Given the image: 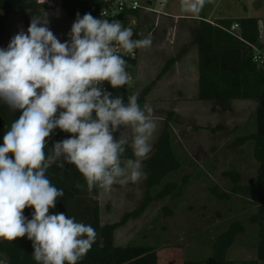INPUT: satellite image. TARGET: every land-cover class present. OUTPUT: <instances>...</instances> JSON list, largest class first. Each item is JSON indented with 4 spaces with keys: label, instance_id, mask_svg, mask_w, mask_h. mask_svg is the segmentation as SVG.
<instances>
[{
    "label": "clouds",
    "instance_id": "obj_1",
    "mask_svg": "<svg viewBox=\"0 0 264 264\" xmlns=\"http://www.w3.org/2000/svg\"><path fill=\"white\" fill-rule=\"evenodd\" d=\"M205 3L181 0V10L198 17ZM48 25L43 10L32 16L27 33L19 31L0 49V101L21 110L0 146V239L26 235L40 264H77L98 233L64 213L49 214L64 192L45 173L53 164L61 169L74 165L89 192L146 179L142 164L157 128L153 109L148 103L141 108L136 94L127 103L122 96L112 97L102 84L116 89L128 83L127 61L116 45L134 54V49L150 47L152 38L133 40L121 21L90 13H77L70 39L63 43ZM58 109L63 111L57 116ZM121 126H130L131 136L121 134ZM57 128L73 135L55 142L46 158V138ZM118 131L121 135L114 138ZM129 143L134 159L124 158ZM26 207L34 209L31 220L23 215Z\"/></svg>",
    "mask_w": 264,
    "mask_h": 264
},
{
    "label": "rangeland",
    "instance_id": "obj_2",
    "mask_svg": "<svg viewBox=\"0 0 264 264\" xmlns=\"http://www.w3.org/2000/svg\"><path fill=\"white\" fill-rule=\"evenodd\" d=\"M164 1L167 2L165 11L168 15L142 14L143 18L138 26L139 39L151 36L152 44L148 48H138L137 65L128 73L127 85L135 92H139L154 80L168 59L174 58L175 64L190 49L188 44L192 30L190 32L187 28L182 29L183 33L179 37L181 29L179 23L177 26L175 24L181 0ZM54 3V6L45 7L43 10L48 13L50 30L63 43L70 39L68 33L74 21L67 16L59 2L55 0ZM208 3L209 6L206 2L201 11L206 13V18L210 21L221 16H257L260 40L264 44V0H208ZM31 19L27 11L8 12L4 34L0 37V49H6L11 38L19 31L27 33ZM197 21L198 19L195 23ZM180 38L182 40H179ZM183 47L185 51L181 52ZM255 53H258V50H255ZM260 54L264 55V47ZM148 55L152 56L150 61H147ZM144 57L145 64H151L152 75L145 72L148 67L143 68ZM185 63L188 66V74H191L190 66H194V56L190 54L186 56ZM175 70L176 68H173L171 72L172 77ZM172 77L166 83L160 84L156 81L159 94L147 96V103L153 109L152 119L157 125L150 141L152 151L149 155L152 154L154 143L162 130L165 112L174 110L180 123L171 122L172 143L181 167L169 174L167 180L182 183L184 175L189 176L188 180L180 196L154 200L136 222L122 228L123 240L114 238L113 243L126 244L128 239L130 243L145 241L155 244L159 246L158 264H182L185 257L200 259L210 255L211 239L215 237V233L224 230L228 223L238 219L242 221L247 231L234 242L227 252V258L229 260L254 258L256 231L254 226L249 224L248 217L255 211V203L248 201L249 204L246 205L244 201L248 200V196L231 193L233 182L227 173L238 172L239 184L249 187L251 197L254 190L252 181L256 171L252 153L247 146H235L234 139L244 132L240 127L250 116L256 101L233 100L228 109L224 110L212 102L172 98L175 94L168 92V85H174L173 83L182 84L183 87L190 85L189 76L185 83H180ZM216 124L223 125L225 130L212 131ZM120 131L123 135L132 134L130 126H121ZM142 171L144 172L143 166ZM214 185L229 197L223 200L215 198L208 191V188ZM157 191L158 188L151 190L152 194ZM143 193V179L135 183L131 181L124 184L116 183L110 191L100 188L98 201L102 224L118 221L123 213L136 208ZM165 208L171 210V213L167 214ZM208 238L210 241L205 243ZM2 261H7L4 255Z\"/></svg>",
    "mask_w": 264,
    "mask_h": 264
},
{
    "label": "trees",
    "instance_id": "obj_3",
    "mask_svg": "<svg viewBox=\"0 0 264 264\" xmlns=\"http://www.w3.org/2000/svg\"><path fill=\"white\" fill-rule=\"evenodd\" d=\"M55 1V0H53ZM59 2L69 18L76 20L77 13L82 17L90 13L98 18V12L102 0H56ZM45 4L36 0H0V37L4 34L8 20V12L27 11L29 16H39ZM199 19L192 30L191 44L197 47V70L198 90L197 99L204 102H212L222 109H228L233 100L256 101L254 110L251 112L244 125L240 127L243 133L236 136L234 145L237 147L247 146L252 153L256 167L252 181L253 194L250 197L248 186L240 185V174L230 171L227 174L233 182L231 193H242L248 196L245 204L255 203V211L249 217V224L254 226L255 247L254 258L228 259L227 252L234 242L247 231L241 220H233L228 223L224 230L216 232L211 239V253L205 258L183 259V264H263L264 263V55L262 62H255V50L258 53L263 49L260 40L259 18L248 17H225L208 21L204 11L198 15ZM238 23L237 31H230L231 26ZM136 39H139V29H135ZM185 51V47L181 52ZM180 52V53H181ZM120 55V54H119ZM123 56V55H121ZM138 56V53H137ZM137 56L130 58L123 56L127 61L126 72L129 73L137 65ZM175 59H168L156 78L144 86L139 92H135L127 84L120 88H112L110 83L104 81L105 87L112 97L122 96L124 102L133 94L138 97V104L143 108L147 103V96L159 80L174 64ZM63 109H58L59 112ZM21 110L12 111L5 103H0V146L3 144V136L10 129L11 124L19 118ZM162 130L154 143L151 155L143 160V169L146 179H143L144 193L140 204L131 211L123 213L118 221L112 223L101 222V211L98 201L100 187L96 186L89 192L83 175L74 165L65 164L63 169L53 164L46 171V176L53 186L62 189L64 196L56 201L55 208L49 209V214L64 213L68 217H74L76 222L91 225L98 233L97 241L92 245L86 255L77 261V264H158V247L151 243H127L124 246L114 245L115 230L124 225L129 219L139 217L144 210L154 201L166 197L180 196L183 187L188 180V175L182 177V183L167 180L169 174L181 167L172 143L173 132L171 122L180 123L174 110L165 112ZM212 131H222L225 127L216 124ZM73 134L66 133L61 129H54L49 138H46L45 154H51L55 142L70 138ZM119 133L114 134L118 138ZM124 158H135L129 145L125 146ZM10 156L12 154H9ZM14 159V157H12ZM77 184L82 188L76 187ZM158 188L155 194L151 190ZM210 194L219 200L229 196L219 191L217 186L208 188ZM251 198V199H250ZM167 214L171 210L165 208ZM34 209L26 207L23 215L32 219ZM208 238L206 242H209ZM2 255L8 264H40L33 258L32 241L19 237L14 241L0 239V261ZM67 264V262H65Z\"/></svg>",
    "mask_w": 264,
    "mask_h": 264
},
{
    "label": "crops",
    "instance_id": "obj_4",
    "mask_svg": "<svg viewBox=\"0 0 264 264\" xmlns=\"http://www.w3.org/2000/svg\"><path fill=\"white\" fill-rule=\"evenodd\" d=\"M206 2H207V5L209 6L208 0H206ZM205 5H206V3H205ZM179 10H180V12H177L178 14H176L177 16L175 18L176 19L175 24L177 26V23H179L178 25H179V28L181 29V33H179V37H180V34L182 35V33H183L182 29L186 30V28H187L188 31L193 30V28L196 25L195 20L199 19V17H193L192 14H187L186 15L185 12H183L181 10V3H180V6H179ZM205 15H206V13H205ZM225 17H228V16H221V17H216V18H225ZM142 18H141V21H142ZM190 19H194V20H190ZM215 19H213V21ZM208 21H210V20H208ZM140 24H141V22H140ZM179 40H182V39L180 38ZM191 40H192V36H191V38L189 40V44H188V45H190V49L188 48L189 50L187 51V53L184 56H182V58H181L182 60L183 59L184 60L182 61L180 59V61H178L175 64H173L169 68V70L159 80H157V83H160V84L168 82V80L171 79V77H172V73L171 72H172L173 68H176V70L174 71L172 79L175 78V80H178L180 83H183L188 78V76L190 77V82H189L190 85H189V87H186V86L183 87V85L179 84V83H173L174 85L170 84V85L167 86L168 92L175 94L172 98H180V99H185V100H190V99L198 100L197 99V90H198L197 47L195 45L191 44ZM189 54L192 55V57L194 56V66H192V65L190 66L191 67V74H188V71H187V67L188 66L185 63L186 56H188ZM151 57H152L151 55H148L147 61H150ZM145 61H146V57H144V66H143V68L148 67V69L145 72L152 75L153 73L150 70L151 64L150 63L145 64ZM177 64H179V66H177ZM172 86H174V88ZM155 94H159V91H158V88H157L156 84L152 88V90L150 91L148 96H153ZM237 101H246L247 102V100H237ZM253 110H254V108H253ZM118 133L120 134V131H118ZM143 214H144V212L141 214V216ZM139 218L140 217H137V218H134V219H130L124 225L119 226L114 232V238H117V240L122 241L123 240V237L121 236L122 228H126V226H128L131 222H136ZM143 236L144 235H142V237ZM127 243H130V240L127 239L126 240V244ZM126 244H121L119 246H124ZM158 263H159V254H158ZM182 264H183V259H182Z\"/></svg>",
    "mask_w": 264,
    "mask_h": 264
},
{
    "label": "built area",
    "instance_id": "obj_5",
    "mask_svg": "<svg viewBox=\"0 0 264 264\" xmlns=\"http://www.w3.org/2000/svg\"><path fill=\"white\" fill-rule=\"evenodd\" d=\"M41 3L40 0H36ZM46 7L54 6L53 0H45ZM167 2L164 0H102V5L98 12L99 19H108L109 21L115 19L122 22L123 28H130L133 32L131 39H136L135 29L140 26L142 14L146 15H168L165 11ZM239 29L238 23H234L230 31L235 32ZM118 54L135 58L138 49H134V54H129L118 45ZM255 62H262L261 54L257 53L253 57ZM106 89L105 87H102ZM107 90V89H106ZM205 264V263H201Z\"/></svg>",
    "mask_w": 264,
    "mask_h": 264
}]
</instances>
